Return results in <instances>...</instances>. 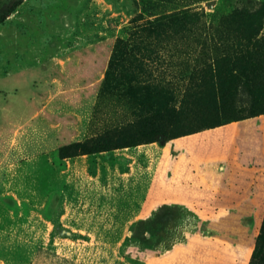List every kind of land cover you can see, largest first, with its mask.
Wrapping results in <instances>:
<instances>
[{"label":"rangeland","instance_id":"rangeland-1","mask_svg":"<svg viewBox=\"0 0 264 264\" xmlns=\"http://www.w3.org/2000/svg\"><path fill=\"white\" fill-rule=\"evenodd\" d=\"M11 7L0 264H250L264 223V0H0V15ZM167 102L176 120L156 116ZM147 126L180 135L98 139Z\"/></svg>","mask_w":264,"mask_h":264},{"label":"trees","instance_id":"trees-1","mask_svg":"<svg viewBox=\"0 0 264 264\" xmlns=\"http://www.w3.org/2000/svg\"><path fill=\"white\" fill-rule=\"evenodd\" d=\"M15 7H11L8 9L4 14L0 15V23H2L5 18L6 14L12 12ZM170 102H167L164 106H160L155 109V113L157 117H165L168 121L176 120L179 116L180 110L176 108L175 106H170ZM146 125H149V123H152L153 119L151 117L145 118ZM121 131V130H119ZM118 135L115 134H106L105 136H102L98 138L102 143L107 144L106 142L108 140H111L112 144H114V147H121L124 145H137L142 142H149V141H162L165 142L168 139L172 138L173 136L180 135L178 132L174 133V135L170 134L167 130L164 129H156L151 126H147L146 128H143L139 132H133L130 139L128 141H119V138L121 137V132H118ZM112 137V138H110ZM97 149H92V151H96ZM264 258V223L262 227V231L260 235L257 238L256 241V248L254 251L253 258L251 260L250 264H261V260Z\"/></svg>","mask_w":264,"mask_h":264}]
</instances>
